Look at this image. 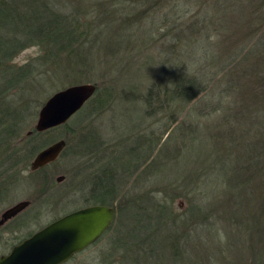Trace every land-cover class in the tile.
<instances>
[{"label": "trees", "instance_id": "trees-1", "mask_svg": "<svg viewBox=\"0 0 264 264\" xmlns=\"http://www.w3.org/2000/svg\"><path fill=\"white\" fill-rule=\"evenodd\" d=\"M88 11L97 18L111 17L112 29L121 33L119 44L135 32L149 41L167 40L172 61L164 68L166 74H155L143 95L146 115L189 104V186L163 190L165 198L189 195V215L175 213L157 192L144 190L134 196L124 188L147 159L148 145L146 154L131 147L125 152L127 160L115 157L102 163L82 189L76 188L83 205L114 207L107 231H118L114 240L123 252L121 264H157L153 243L159 235L162 248L180 255L178 232L167 225L179 218L209 231L218 219L226 238L246 252L244 264H264V0H0V29L13 32L0 35V180L8 182L28 168L40 149L59 138L66 142L59 156L69 146L66 135L56 131L61 124L43 131L32 126L26 132L24 124L37 110L30 106L32 97L23 84L34 66L14 65L10 59L27 44H38L43 62L58 64L86 81L91 61L84 41L93 37L83 19ZM114 41L108 36L105 47ZM63 56L68 61L63 62ZM16 90L27 94L12 104L6 94ZM99 92L96 87L85 105L91 106ZM104 101L97 99L95 108ZM80 112L86 116L89 111ZM79 113L71 119L72 128L79 125ZM143 137L150 140L147 134ZM83 144L94 147L95 139ZM44 167L28 171L34 174ZM199 182L207 188H197Z\"/></svg>", "mask_w": 264, "mask_h": 264}, {"label": "rangeland", "instance_id": "rangeland-1", "mask_svg": "<svg viewBox=\"0 0 264 264\" xmlns=\"http://www.w3.org/2000/svg\"><path fill=\"white\" fill-rule=\"evenodd\" d=\"M94 14V11H88L83 18L86 25L89 22L92 28L90 32L93 34L91 39L84 41L88 47L87 57L91 61L86 81L82 80L84 77L77 79L78 75L73 78L71 72L58 64L43 62V50L38 44H27L10 59L14 65L27 62L33 64V72L23 87L27 88L32 97L30 106L36 107L37 111L53 91L74 83H95L100 92L94 97L105 101L96 108V100L92 101L91 106L85 105V102L65 122L67 127L61 124L56 128L58 133L66 135L68 139L69 146L62 156L47 163L37 173H29V163L28 168L20 170L8 182L0 180V214L17 201L29 200L25 208L0 224V253L50 218L85 206L83 195L76 188L82 189L81 186L86 185L89 175L102 163L115 157L127 160L125 152L131 147L136 150L140 148L141 153L146 154L148 145V157L125 181L124 188L129 189L128 192L134 196L140 195L144 190L157 192L168 201L175 213L181 214L182 218L185 214L189 215V195L163 197V190L173 191L178 185L184 190V186H189V104L180 107L166 106L149 116L145 114L143 102V95L150 82L155 79V74H166L164 68L172 61L170 52L165 47L167 40L160 38L158 41H149L135 32L127 34L130 36H127L128 42L122 40L119 44L121 33L117 35L118 31L112 29L114 27L109 23L111 17L97 18ZM12 34L13 32L10 34L0 29L2 36ZM108 36L116 41L106 48ZM68 59V56H63L62 61ZM25 94L27 93L11 91L6 94V100L19 104L20 95ZM173 108L182 110L171 114ZM80 110L83 113L85 110L89 112L82 116ZM37 111L32 118H27L24 124L27 126L26 132L34 127ZM78 113L79 117L82 116L79 125L72 128L71 119ZM201 118L205 119L207 116L203 115ZM168 127L170 128L166 132ZM146 134L150 137L149 141L143 137ZM89 137L95 139L94 147L92 144H83V140ZM58 175H63V179L57 181ZM198 184L197 188H207L205 183ZM216 218L207 220L213 222ZM127 223L130 225L132 221ZM167 225L178 232L181 254L174 257L169 248H162L164 241L159 235L153 243L159 253L157 264H244L245 258L248 259L246 252L238 248V243L233 244L226 238L225 233L220 230L221 222L218 219L213 225L216 228L211 231L198 223L189 225V218L185 221L181 218L177 221L170 219ZM120 229L121 232L125 230L123 227ZM162 231L160 226L161 235ZM117 234L115 228H109L97 241L75 253L64 264H121L124 257L114 240Z\"/></svg>", "mask_w": 264, "mask_h": 264}, {"label": "water", "instance_id": "water-1", "mask_svg": "<svg viewBox=\"0 0 264 264\" xmlns=\"http://www.w3.org/2000/svg\"><path fill=\"white\" fill-rule=\"evenodd\" d=\"M96 84L81 82L53 91L38 108L34 128L37 131L65 123L93 95ZM59 138L40 149L30 162L35 170L56 159L65 146ZM63 175L56 177L57 181ZM29 204L23 199L5 208L0 224ZM115 209L108 204H89L69 211L34 231L0 255V264H60L94 242L111 224Z\"/></svg>", "mask_w": 264, "mask_h": 264}, {"label": "flooded vegetation", "instance_id": "flooded-vegetation-1", "mask_svg": "<svg viewBox=\"0 0 264 264\" xmlns=\"http://www.w3.org/2000/svg\"><path fill=\"white\" fill-rule=\"evenodd\" d=\"M63 215V214H62ZM59 216H61V215H58V216H54V217H52V218H50L48 221H46V222H44V223H42V224H40L37 228H35L33 231H31L28 235H26L25 237H27V236H30L34 231H36L37 229H39V228H41V227H43L44 225H46V224H48L49 222H51L52 220H54V219H56L57 217H59ZM9 219H7L6 221H8ZM6 221H4L3 223H5ZM2 223V224H3ZM109 227V226H108ZM108 227L106 228V230L95 240V241H97L103 234H105L106 233V231H107V229H108ZM25 237H23V238H25ZM23 238H20L17 242H15V243H13L10 247H9V249L14 245V244H16V243H18L21 239H23ZM94 241V242H95ZM93 242V243H94ZM91 245V244H90ZM9 249H7L5 252H2V253H0V255L1 254H3V253H6V252H8L9 251ZM74 255V254H73ZM72 255V256H73ZM71 256V257H72ZM69 260V259H68ZM66 262V261H65ZM65 262H62V263H60V264H64Z\"/></svg>", "mask_w": 264, "mask_h": 264}]
</instances>
